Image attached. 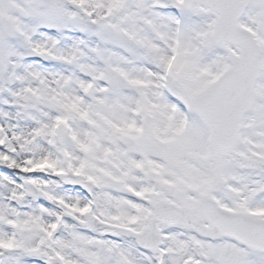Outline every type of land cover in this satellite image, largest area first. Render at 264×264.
<instances>
[{"label":"snow or ice","instance_id":"snow-or-ice-1","mask_svg":"<svg viewBox=\"0 0 264 264\" xmlns=\"http://www.w3.org/2000/svg\"><path fill=\"white\" fill-rule=\"evenodd\" d=\"M0 264H264V0H0Z\"/></svg>","mask_w":264,"mask_h":264}]
</instances>
